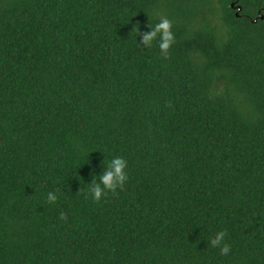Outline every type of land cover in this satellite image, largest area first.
I'll use <instances>...</instances> for the list:
<instances>
[{"label": "trees", "instance_id": "16d2710c", "mask_svg": "<svg viewBox=\"0 0 264 264\" xmlns=\"http://www.w3.org/2000/svg\"><path fill=\"white\" fill-rule=\"evenodd\" d=\"M0 264H264V0H0Z\"/></svg>", "mask_w": 264, "mask_h": 264}, {"label": "clouds", "instance_id": "9594fccd", "mask_svg": "<svg viewBox=\"0 0 264 264\" xmlns=\"http://www.w3.org/2000/svg\"><path fill=\"white\" fill-rule=\"evenodd\" d=\"M172 21L166 16L160 17V22L153 25H148L150 31L140 32L139 27L133 28V31L137 32V35L141 37L139 45L151 48L153 42L157 43L163 58H169V49L175 43V37L172 32ZM127 168V161L123 157H114L108 162L105 171L99 177H96L93 173V180L91 185L87 187V191L80 189L78 194H82L84 198L91 199L94 203H99L109 192L115 194L119 188L123 190L126 181L128 180L125 169ZM60 189L49 192L46 197L48 204L56 203L58 199L57 193ZM66 214L61 212L60 219L66 220ZM227 233L220 231L210 240V246L213 248H219L221 255H228L231 251V246L224 242Z\"/></svg>", "mask_w": 264, "mask_h": 264}, {"label": "water", "instance_id": "95a60500", "mask_svg": "<svg viewBox=\"0 0 264 264\" xmlns=\"http://www.w3.org/2000/svg\"><path fill=\"white\" fill-rule=\"evenodd\" d=\"M232 8L236 9L235 15L238 17L239 16V11L241 10V7L238 5H235V3L230 4ZM261 19H263V15L260 16Z\"/></svg>", "mask_w": 264, "mask_h": 264}]
</instances>
